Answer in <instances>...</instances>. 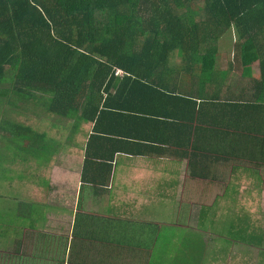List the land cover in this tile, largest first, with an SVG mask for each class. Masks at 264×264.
I'll return each mask as SVG.
<instances>
[{
    "label": "trees",
    "instance_id": "obj_1",
    "mask_svg": "<svg viewBox=\"0 0 264 264\" xmlns=\"http://www.w3.org/2000/svg\"><path fill=\"white\" fill-rule=\"evenodd\" d=\"M235 34V62L244 66L241 75L248 78L247 87L230 109L220 107L207 115L216 122H210L211 135L207 133L204 152L194 153L192 166L202 165L205 173L200 176H211L217 153L231 149L239 175L264 193V0H0V178H17L11 167L15 163L48 167L85 122L102 120L99 112L113 113L102 106L112 104L114 88L120 95L123 89L143 85L161 94L158 80L174 83L178 89L221 86L215 71L220 43L224 36L232 43ZM257 61L259 79L248 67ZM151 74L159 79H151ZM105 93L109 97L103 102ZM30 100L43 103L49 115L61 120L52 128L58 136L69 133L67 143L56 144L48 133L11 118L10 104L23 102L25 109ZM177 109L189 112L178 102ZM232 119L235 142H217L229 135L225 126ZM236 189L230 184L226 194H238ZM233 213L231 219L219 222L211 207L203 211L201 225L221 226L220 236L227 245L212 252L214 260L233 242L264 249V231L252 224L248 214ZM0 226L2 239L10 231L7 224ZM161 228L160 238L144 257L147 264L205 263L207 244L199 234L197 238L189 234L195 230L175 225ZM178 235L183 236L181 248L188 254L187 258L181 255L183 260L169 257L170 243L180 241Z\"/></svg>",
    "mask_w": 264,
    "mask_h": 264
},
{
    "label": "crops",
    "instance_id": "obj_2",
    "mask_svg": "<svg viewBox=\"0 0 264 264\" xmlns=\"http://www.w3.org/2000/svg\"><path fill=\"white\" fill-rule=\"evenodd\" d=\"M220 53L223 51L217 56L215 71L221 86L178 89L151 74V79L159 81L161 94L143 85L123 89L125 93L120 95L118 89H112V104L102 107L113 113L99 112L102 120L85 122L62 149L67 148L65 152L56 153L54 165H48V178L36 185L47 187L49 193L59 192L56 198L38 195L30 202L0 200V214L7 215L10 231L0 239V264H147L144 257L160 238L161 226L168 225L165 218L170 224L180 217L165 215L161 206H168L181 190L190 205L195 196L190 191L193 184L208 188L210 179L218 182L224 175H239L231 149L217 153L219 160L211 168V176L201 177L203 166H192L194 153L204 152L207 133L211 135L210 122H216L208 116L220 107L230 109L247 87L248 78H234L244 68L235 62L237 57L219 65ZM107 97L105 93L103 102ZM177 102L189 112L182 114ZM235 127L233 119L227 122L229 135L217 142H235ZM53 168L55 179L61 177L63 183L53 181ZM214 176L218 178L213 180ZM221 183L233 184L225 183L224 177ZM226 192L227 187L222 200L236 194ZM18 203L23 206L19 208ZM13 204L16 209L7 207ZM5 208H9L8 214ZM21 219L28 220L30 227L19 225ZM15 240L18 243L12 247Z\"/></svg>",
    "mask_w": 264,
    "mask_h": 264
},
{
    "label": "rangeland",
    "instance_id": "obj_3",
    "mask_svg": "<svg viewBox=\"0 0 264 264\" xmlns=\"http://www.w3.org/2000/svg\"><path fill=\"white\" fill-rule=\"evenodd\" d=\"M235 40L236 34L232 36V43H230L229 36L223 37L219 48L220 51H223V53H220V59H222V61L218 62L219 65L226 63V60H230L235 56L236 51H234L235 49L233 50ZM259 64L260 62L257 61L248 65V67L252 71V74L258 79L261 76ZM235 74L236 75L234 78H238L241 81H243V79H246L241 76L239 71L235 72ZM41 104L43 105V103H37L30 100L27 105L28 108L26 107L25 109H23V102H20L19 105L10 104L9 107L11 108V118L31 124L36 129V131L48 133L50 138H54L56 140V144H61L62 142H64V144L67 143V141H65V138L69 133L65 132V134L63 135L65 138H62L59 137L56 134L55 129L52 128L54 122H61V120L54 115H49L51 113L47 112ZM20 111L22 112L19 113ZM63 148L64 147H62V149ZM65 150H62L61 153L65 152ZM35 166L36 165L33 163L30 164L25 162L15 163L11 165L13 174L15 173L17 175V178H15L14 180H4L0 178V200L3 199L1 197V195L3 194L10 196V198L14 199L15 201L21 200L22 198V200L30 202L33 199L35 200L36 196L38 195L42 199L56 198V196L59 195V192L55 191L49 193L47 187L36 186L40 184V181L42 182L43 179L45 180L46 178H48L46 174L48 172V167L40 169ZM56 166L57 165H55V167ZM2 172L0 170V174ZM20 175H22L23 179H19ZM54 175L55 172L53 168V181L56 183H63V179H61V177L59 178V180H56ZM223 177L225 183H228V181H232L234 185L238 187L237 202H234L232 199L222 200L221 196L225 194V189L228 185H224L223 183H221ZM218 179L219 183L214 182L210 179L208 188L199 187L198 184H193L192 186H190V191H193V194H195L194 199L190 201V205H188V201L184 196V192L183 190H181L180 192H178V195H175V198L173 196V199L169 201L168 206H161V209L163 211L166 210L164 213L165 215H180L178 219L176 218L175 220H172V223L170 224L166 217L165 224L168 225L165 226L172 227V225H175L185 228L188 227L190 228L189 231H192L191 229H193L196 232L189 233L192 235V237L197 238L199 237V235L203 237L204 239H202L201 241L204 244H207V252L204 264H264V249H251L238 242H233V244H231V248L227 252L222 254V256L221 254H219L220 257H217L214 260L212 252L215 249L219 251L227 245L223 241V238L225 237L220 236L221 226H210L209 224H207V227H203L201 225L204 207H211V211L214 210L216 220H219V222L229 220L231 219L230 217L232 216L233 212L241 211V214L246 213L249 215L251 222L255 227L260 228L262 231H264V193H258L255 187H253L251 181L245 176L227 174L219 177ZM190 191H187V194ZM64 194H67L65 190ZM201 197L203 198L201 199ZM7 207L16 209V206H14V204L13 206L10 205ZM5 210H7V208H5ZM8 212L10 211H6L4 213L8 214ZM17 214L18 213L16 212V215ZM3 222H7V215L0 214V223ZM20 222H22V224L19 225H25L26 228L30 227V223L28 222V220L21 219ZM6 224L8 225L9 223ZM0 228L4 229V227L2 226H0ZM177 233H180V231H178ZM178 238H180V235H178ZM179 240L180 241H174L170 243L172 244V246H170V249L173 250L172 253H170L169 257L173 260L176 257H178L177 259L180 258L181 260H183L182 256L184 258H187L188 256L187 252L185 250L183 251V248H181V246H183L181 244L184 240L183 236H181ZM16 242L18 243V240H15L12 243V247L16 246ZM192 244L195 245L196 242H192Z\"/></svg>",
    "mask_w": 264,
    "mask_h": 264
},
{
    "label": "bare ground",
    "instance_id": "obj_4",
    "mask_svg": "<svg viewBox=\"0 0 264 264\" xmlns=\"http://www.w3.org/2000/svg\"><path fill=\"white\" fill-rule=\"evenodd\" d=\"M125 74V72L124 71H121V73H119L118 75H124Z\"/></svg>",
    "mask_w": 264,
    "mask_h": 264
},
{
    "label": "built area",
    "instance_id": "obj_5",
    "mask_svg": "<svg viewBox=\"0 0 264 264\" xmlns=\"http://www.w3.org/2000/svg\"><path fill=\"white\" fill-rule=\"evenodd\" d=\"M121 73V71H118V74Z\"/></svg>",
    "mask_w": 264,
    "mask_h": 264
}]
</instances>
